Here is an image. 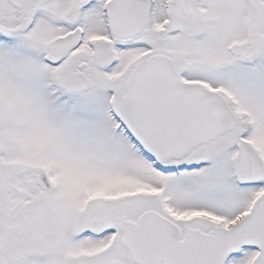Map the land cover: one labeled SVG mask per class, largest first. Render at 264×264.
Masks as SVG:
<instances>
[{"label":"snow or ice","instance_id":"obj_1","mask_svg":"<svg viewBox=\"0 0 264 264\" xmlns=\"http://www.w3.org/2000/svg\"><path fill=\"white\" fill-rule=\"evenodd\" d=\"M0 264H264V0H0Z\"/></svg>","mask_w":264,"mask_h":264}]
</instances>
